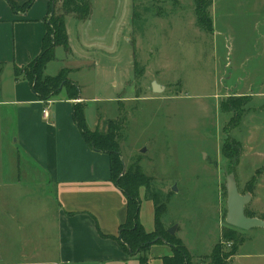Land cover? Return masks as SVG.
<instances>
[{"label":"rangeland","instance_id":"rangeland-1","mask_svg":"<svg viewBox=\"0 0 264 264\" xmlns=\"http://www.w3.org/2000/svg\"><path fill=\"white\" fill-rule=\"evenodd\" d=\"M51 1L60 5L59 0ZM91 1L85 33L109 48L118 37L124 70L130 48L138 65L129 79L131 90L115 91L125 101L88 104V116L102 119L100 133L107 132L109 122L119 125L125 166L138 164L152 180L149 188L140 190V198L142 192L143 202L145 198L156 202L164 230L179 227L175 238L187 249L191 263L215 264L213 253L219 245L218 256L229 264H264V230L237 231L239 249L230 258L225 256L236 241L222 240L229 176L222 147L227 135L242 145L244 153L234 174L239 192L251 194L264 209V0H207L213 33L199 26L195 0ZM55 13L58 16L60 10ZM79 25L74 20L69 26L74 48L80 43ZM55 49V59L58 55L75 64L64 49ZM93 58L99 63L106 54L98 52ZM63 71L76 84L71 70ZM76 78L90 85L89 74ZM153 83L164 86L162 94L153 93ZM94 91L89 89L87 95ZM3 185L0 254L12 252L17 259L21 247L7 246L4 236L9 234L21 246L29 232L33 235L40 227V211L54 219L56 189L34 182L27 185V192ZM246 209L257 217L252 204ZM17 225L22 226L19 233ZM151 249L159 256L170 253L164 243ZM141 257L151 260L150 253Z\"/></svg>","mask_w":264,"mask_h":264},{"label":"crops","instance_id":"crops-1","mask_svg":"<svg viewBox=\"0 0 264 264\" xmlns=\"http://www.w3.org/2000/svg\"><path fill=\"white\" fill-rule=\"evenodd\" d=\"M29 1L12 0L18 7V11H14L7 0H0V183L23 188L26 192L30 182L56 189L55 214L51 220L48 212L40 211V227L33 235L29 232L21 246L6 234L7 246L21 247L22 253L17 259L12 252L1 253L0 264H140L139 256H130L117 240L120 227L127 220L128 203L111 181L110 157L90 148L73 119V106L80 103L85 107L87 125L91 131H97L102 119H90L88 104L125 101L116 97L115 91L131 90L129 79L138 65L135 51L130 48L128 69L124 70L118 37L109 48L83 30L91 18L81 22L74 15H68L66 29L72 50L65 53L66 57L76 60L75 64L60 60L57 55L48 64L46 75L53 77L70 69L71 80L78 85L81 96L74 100L63 90L53 100L43 102L35 96L24 75L15 78V69L27 68L42 53L46 36L51 0H35L24 11L22 8ZM59 1L55 10L61 13L62 2ZM74 20L81 24L77 48L73 47L69 29ZM98 52H102V56L106 54V59L99 63L93 60ZM84 74H89V86L76 78ZM107 87L112 90L111 96ZM89 89H94L95 94L87 95ZM45 110L49 118L45 117ZM242 158L243 155L240 161ZM141 202V223L150 233L155 230L156 202L147 198L143 202L142 192ZM252 202L249 205L252 204V211L257 215L253 218L263 219L262 205ZM20 228L22 226L17 225L15 232L19 233ZM28 245L35 247L28 249ZM152 251L148 264H163L162 258L172 254L171 248L164 256Z\"/></svg>","mask_w":264,"mask_h":264},{"label":"trees","instance_id":"trees-1","mask_svg":"<svg viewBox=\"0 0 264 264\" xmlns=\"http://www.w3.org/2000/svg\"><path fill=\"white\" fill-rule=\"evenodd\" d=\"M7 1L14 11H18L17 5L12 0ZM34 1L30 0L22 9L24 11L28 10L34 4ZM61 2V13L57 16L55 13L56 5L51 1L50 14L46 20V36L43 41L42 53L27 68L21 69V71L15 69V78L21 77V72L24 73V78L30 82L35 96L43 102L53 100L63 90H66L71 99L78 100L81 96L78 85L67 80L66 72L63 71L56 76L49 77L46 75V70L48 64L55 59V48L61 47L66 53L72 50L70 49L69 34L66 29V17L74 15L81 22L89 20L92 13V1L61 0ZM195 2L199 26L206 32L213 33V23L207 13L209 3L207 0H195ZM232 110L234 111V109ZM73 111L74 122L90 148L110 157L111 181L126 197L128 203L127 220L120 227L117 239L122 249L130 256H139L140 264H148V260L142 258L141 255L149 253L153 245L164 243L172 248V255L162 258L163 264H193L191 263L190 254L180 240H176L175 235H171L167 230H164L161 220L163 214L160 212L159 206L156 205L155 231L150 234L145 231L140 218L142 207L140 190L142 188H149L152 180L141 171L138 164L134 165L131 169L125 166L120 152V142L118 141L119 125L109 122L106 133L91 131L87 125L85 107L77 103L73 106ZM234 126L236 125L234 124ZM226 132H229V130ZM222 154L228 161L226 169H228L229 174H235L242 156V145L227 135V139L223 143ZM246 215L253 218L248 215L247 210ZM237 231L239 230L228 225L223 230V241H236L233 251L225 256L226 258L235 256L239 249V246H237L239 242ZM219 249L221 248L217 245L213 253V263L229 264V262L224 260V257L220 258L218 256V253H220Z\"/></svg>","mask_w":264,"mask_h":264},{"label":"water","instance_id":"water-1","mask_svg":"<svg viewBox=\"0 0 264 264\" xmlns=\"http://www.w3.org/2000/svg\"><path fill=\"white\" fill-rule=\"evenodd\" d=\"M153 93L162 94L164 86L153 83ZM227 219L226 224L239 231H249L253 229H264V220L261 218H251L246 215V206L252 202L251 194L241 195L238 185L235 182L234 174L227 177ZM177 191V188L174 189ZM178 227L169 229L168 233L175 235Z\"/></svg>","mask_w":264,"mask_h":264},{"label":"built area","instance_id":"built-area-1","mask_svg":"<svg viewBox=\"0 0 264 264\" xmlns=\"http://www.w3.org/2000/svg\"><path fill=\"white\" fill-rule=\"evenodd\" d=\"M50 114L47 110H45V117L49 118Z\"/></svg>","mask_w":264,"mask_h":264}]
</instances>
